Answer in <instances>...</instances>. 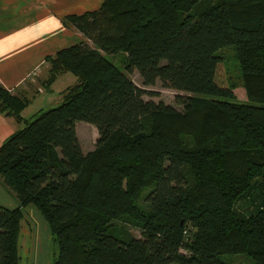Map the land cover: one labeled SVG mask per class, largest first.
Listing matches in <instances>:
<instances>
[{"label":"trees","instance_id":"16d2710c","mask_svg":"<svg viewBox=\"0 0 264 264\" xmlns=\"http://www.w3.org/2000/svg\"><path fill=\"white\" fill-rule=\"evenodd\" d=\"M62 23L85 40L46 58L45 90L77 78L59 106L25 119L32 99L0 84V114L22 126L0 146L19 203L0 206V264H21L27 207L58 243L55 264H264V0H102ZM228 47L245 102L216 82ZM134 71L189 94L183 108L145 100ZM78 122L99 134L88 153Z\"/></svg>","mask_w":264,"mask_h":264},{"label":"crops","instance_id":"0c3cea01","mask_svg":"<svg viewBox=\"0 0 264 264\" xmlns=\"http://www.w3.org/2000/svg\"><path fill=\"white\" fill-rule=\"evenodd\" d=\"M101 5L102 0H0V84L11 93L31 98L30 106L38 97L48 94L45 102L38 105L37 113L46 107L59 106L64 91L76 85L77 78L63 74L50 90H45L42 82L49 70L46 58L85 40L78 31L64 27L62 19L96 11ZM29 107L23 112L25 119ZM21 127L13 118L0 114V146ZM0 206L10 209L19 206L2 179ZM32 208L25 209V218L26 210L35 212ZM25 228L26 223L23 235Z\"/></svg>","mask_w":264,"mask_h":264},{"label":"rangeland","instance_id":"374dc122","mask_svg":"<svg viewBox=\"0 0 264 264\" xmlns=\"http://www.w3.org/2000/svg\"><path fill=\"white\" fill-rule=\"evenodd\" d=\"M220 54L222 55V61L217 69V84L223 88L232 85L238 86V88L241 87V70L236 58L235 50L232 47L224 48L220 51ZM109 59L120 69H123V55L109 56ZM30 76L31 75H29V77ZM130 77L138 87L147 91V95L144 96V99L147 101H154L155 103L162 102L181 110L183 107L177 103V96L180 95L186 97L189 95L185 92L166 89L162 86L160 81H158L153 87H145L137 71H134ZM235 91L236 98L239 101L245 102L247 100L244 88L241 87ZM48 96L49 95L46 94V96L38 97L35 102L33 101L34 103L29 107V110L26 113L27 119H31L35 116L38 110V105L45 102ZM231 101L236 100L231 99ZM55 107L56 105H54L53 108ZM50 108L52 107H46L44 111H47ZM76 128L84 153L94 150L99 138L97 129L85 122H78ZM32 209L35 212L31 213L29 210H26V228L22 237L23 239H21V264H55L59 254L58 243L52 237L49 226L41 217L38 210L35 207ZM132 232L136 237L141 238L139 231L132 229ZM221 258L228 264H255L252 259L245 255H224Z\"/></svg>","mask_w":264,"mask_h":264}]
</instances>
